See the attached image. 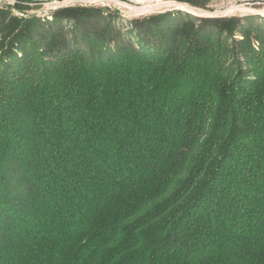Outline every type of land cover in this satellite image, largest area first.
<instances>
[{"label": "trees", "instance_id": "16d2710c", "mask_svg": "<svg viewBox=\"0 0 264 264\" xmlns=\"http://www.w3.org/2000/svg\"><path fill=\"white\" fill-rule=\"evenodd\" d=\"M13 8L0 264H264V25Z\"/></svg>", "mask_w": 264, "mask_h": 264}, {"label": "rangeland", "instance_id": "374dc122", "mask_svg": "<svg viewBox=\"0 0 264 264\" xmlns=\"http://www.w3.org/2000/svg\"><path fill=\"white\" fill-rule=\"evenodd\" d=\"M196 1L198 4L195 5L181 0H0V8L18 3L25 9L13 8V14L20 16L36 14L42 18H51L52 12L61 7H94L100 8L105 15H114V22L121 28H125L133 19L165 12H172L176 17L175 22L178 19L184 20L186 15L197 19L250 17L254 23L264 25V0Z\"/></svg>", "mask_w": 264, "mask_h": 264}]
</instances>
